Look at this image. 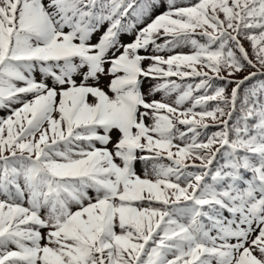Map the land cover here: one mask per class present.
I'll return each mask as SVG.
<instances>
[{
    "label": "snow or ice",
    "instance_id": "obj_1",
    "mask_svg": "<svg viewBox=\"0 0 264 264\" xmlns=\"http://www.w3.org/2000/svg\"><path fill=\"white\" fill-rule=\"evenodd\" d=\"M0 109V264H264V0H0Z\"/></svg>",
    "mask_w": 264,
    "mask_h": 264
},
{
    "label": "trees",
    "instance_id": "obj_2",
    "mask_svg": "<svg viewBox=\"0 0 264 264\" xmlns=\"http://www.w3.org/2000/svg\"><path fill=\"white\" fill-rule=\"evenodd\" d=\"M180 2H182V3H186V2H188V0H180ZM192 2H195V0H192ZM165 10V7L162 5L161 7H159V8H157L156 9V11H155V13L153 14V16H155V15H158L160 12H162V11H164ZM99 34H97V36H98ZM125 42H130L132 39H133V37L132 36H124L123 38H122ZM201 42H203V41H201ZM245 47L247 48L248 47V43L247 42H245ZM190 49L189 48H187V47H185V48H183V49H178L177 51H183V52H188ZM247 73L246 72H241V73H239L238 74V76H237V78H242L244 75H246ZM36 79L37 80H39V79H41V76H40V74L39 73H36ZM75 79L77 80V83H79L80 82V77L79 76H76L75 77ZM173 79H175V78H173ZM107 83V80L106 79H104V78H102V80H101V86H103L104 84H106ZM145 87H147V85L145 86ZM109 94H111V93H109ZM195 95V94H194ZM155 98L156 99H160V94H157L156 96H155ZM18 106V105H17ZM187 106V105H186ZM211 106V105H210ZM197 111H199V109H197ZM8 115V112H7V110L6 109H0V117H5V116H7ZM215 129H209L208 131L209 132H211V131H214ZM115 135V134H114ZM110 147V146H109ZM163 163H168V161H162ZM137 172H138V174H141L142 175V173H141V171H140V166L139 165H137Z\"/></svg>",
    "mask_w": 264,
    "mask_h": 264
}]
</instances>
